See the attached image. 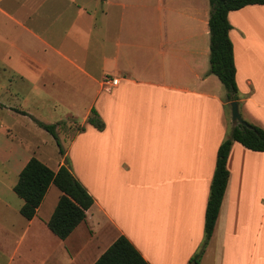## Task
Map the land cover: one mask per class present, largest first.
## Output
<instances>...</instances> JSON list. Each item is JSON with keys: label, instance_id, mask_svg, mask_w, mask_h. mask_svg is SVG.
<instances>
[{"label": "crops", "instance_id": "1", "mask_svg": "<svg viewBox=\"0 0 264 264\" xmlns=\"http://www.w3.org/2000/svg\"><path fill=\"white\" fill-rule=\"evenodd\" d=\"M209 18L208 0H0V48L13 60L3 70L64 113L55 124L67 122L72 135L51 169L69 158L94 198L66 240L47 226L59 190L42 211L52 186L32 220L20 214L27 223L16 242L0 223L5 264H94L122 235L149 264H264V152L238 142L213 235L195 260L217 153L234 126L226 90L210 73ZM228 20L240 112L264 130V5ZM106 78L119 80L111 91ZM93 109L105 130L87 123ZM7 145L2 167L19 179L39 148Z\"/></svg>", "mask_w": 264, "mask_h": 264}, {"label": "trees", "instance_id": "2", "mask_svg": "<svg viewBox=\"0 0 264 264\" xmlns=\"http://www.w3.org/2000/svg\"><path fill=\"white\" fill-rule=\"evenodd\" d=\"M210 5V73L217 76L226 90L228 103L239 101V90L236 82V65L234 48L229 36L232 26L228 15L249 5H264V0H208ZM246 121V120H245ZM247 122V121H246ZM87 123L99 131L105 130V122L93 109ZM37 124L48 132L57 142L63 154L58 127L62 124ZM232 127L229 137L222 143L217 153L216 169L212 183L211 195L205 215V239L195 256L200 260L213 235L215 225L223 203L229 182L228 158L235 142L245 148L264 152V130L247 122ZM80 130H84L82 127ZM66 159L57 171L52 170L36 157H32L19 174L13 190L24 201L20 214L32 220L51 186L61 192L57 206L47 223L50 231L61 240H66L74 230L87 218V212L94 205V198L75 178ZM94 264H149L131 241L120 236Z\"/></svg>", "mask_w": 264, "mask_h": 264}, {"label": "rangeland", "instance_id": "3", "mask_svg": "<svg viewBox=\"0 0 264 264\" xmlns=\"http://www.w3.org/2000/svg\"><path fill=\"white\" fill-rule=\"evenodd\" d=\"M3 52L0 48V223L4 228L10 229L12 233L7 238L5 236L2 237L6 240L8 239V241L16 242L21 233L20 224L22 221L24 223L27 222L20 215L23 201L14 193L11 187V184H17L18 177L12 173L5 174L1 164L3 163L1 160L2 152L9 147L7 143L11 142L13 145L22 143L25 148L36 146L39 150L35 149L36 155L34 157L41 161V158H43L47 165L54 169L57 163L62 160L59 153L60 148L55 139L48 132L40 128L34 122V119L45 124H55L63 120L64 113L59 108L53 107L46 93L31 90L29 82L23 81L12 74L10 69L4 71V63L8 64L9 68L12 69L13 60L9 62V60H6V57L3 59ZM23 112H27L28 115L24 116ZM60 123L62 125L58 130V136L63 149H65L67 148V139L65 138L68 135L71 136L72 132L68 128L67 122ZM27 150L29 151V149ZM25 155H30V153L26 152ZM68 163L71 164L69 158ZM52 187L49 201L45 200V207L42 210L43 214H46L50 210L51 199L55 198V193L58 192L60 194L56 187ZM46 244L49 250L54 248L53 243ZM2 245H4V242H2ZM7 245L9 247V244ZM30 255L34 260L38 259L36 251H30ZM17 261H19L18 258L15 259V262ZM0 264H5V260L1 259V257Z\"/></svg>", "mask_w": 264, "mask_h": 264}, {"label": "water", "instance_id": "4", "mask_svg": "<svg viewBox=\"0 0 264 264\" xmlns=\"http://www.w3.org/2000/svg\"><path fill=\"white\" fill-rule=\"evenodd\" d=\"M230 108H231V119L232 123L234 125L240 124L242 126L247 127L248 124L247 122L243 119L240 108H239V102L234 101L230 103Z\"/></svg>", "mask_w": 264, "mask_h": 264}, {"label": "built area", "instance_id": "5", "mask_svg": "<svg viewBox=\"0 0 264 264\" xmlns=\"http://www.w3.org/2000/svg\"><path fill=\"white\" fill-rule=\"evenodd\" d=\"M119 80L118 79H110L106 78L103 81V86L106 91H111V89L118 85Z\"/></svg>", "mask_w": 264, "mask_h": 264}]
</instances>
